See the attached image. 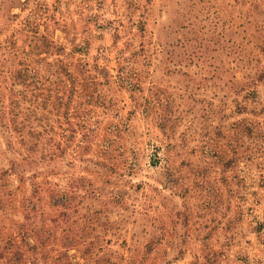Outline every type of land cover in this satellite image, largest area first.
<instances>
[{
    "label": "rangeland",
    "instance_id": "374dc122",
    "mask_svg": "<svg viewBox=\"0 0 264 264\" xmlns=\"http://www.w3.org/2000/svg\"><path fill=\"white\" fill-rule=\"evenodd\" d=\"M0 264H264V0H0Z\"/></svg>",
    "mask_w": 264,
    "mask_h": 264
}]
</instances>
